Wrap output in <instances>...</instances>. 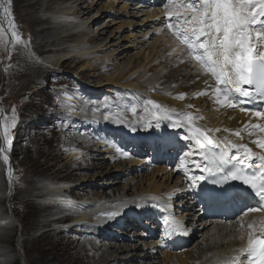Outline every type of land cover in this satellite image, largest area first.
I'll return each mask as SVG.
<instances>
[{"label": "rangeland", "instance_id": "374dc122", "mask_svg": "<svg viewBox=\"0 0 264 264\" xmlns=\"http://www.w3.org/2000/svg\"><path fill=\"white\" fill-rule=\"evenodd\" d=\"M31 1L34 4L38 2V0ZM154 1L42 0L35 8L28 7L26 5L28 2L25 0H16L22 5V9L25 7V9H30L28 11L29 15L24 17L25 11L21 14L14 12L15 5L11 0V3H13L11 9L15 32L20 36L21 42L13 44V41H11L6 49L7 51L0 54V136L2 138L0 148L7 147L9 149L8 156L4 152H0V239L4 238L3 241L0 240V264H82L83 262L92 264L97 258L96 255L102 253L106 257L109 255L110 252L106 253L109 243L113 246H125L129 242L130 244L138 243V247L145 244V248L142 247V249L144 255L147 254L148 259L142 256L134 257L130 261L128 259L133 254L124 253L125 255L123 254L122 257H124L125 262L118 264H144L149 262L151 257L157 259L155 260L156 264H178L179 262L176 259L178 255L183 256V260L187 264H192L193 259L196 260L210 244L204 242L197 245L198 241L202 243L204 239L199 236L198 239L190 240L188 245L175 249L169 245V242L166 240L160 242L157 237L154 241L160 245L158 248V244L150 245L153 240L141 239L143 235L138 234L140 228L131 230L127 224H124L123 228L111 226L110 230L107 231L109 234L111 232L114 236L124 239L123 242H118L119 244H114L116 241L107 238L97 240L100 236L92 235L90 238L97 240V243L99 242L101 245L100 252L92 253L87 248L91 244L90 238L82 234V231H84L81 230L82 226L69 225L68 229L60 236L64 239L65 236L71 238L72 243L76 240L79 241L78 247L75 246V248L74 245V249H72L73 247L69 249L70 246L68 247V245L61 247L57 244L60 236H43L42 234L50 228L46 229L41 225L56 217L65 216V213L48 218L42 216L40 210V206L59 202V199H36L32 195V191L36 186L38 191L49 188L73 190L71 195H76L77 200L67 198L65 195L63 198L66 203L78 207L77 212L74 211L77 215L87 212L86 214L90 215L88 225L92 228H98L105 227L111 219L118 218V216H102L103 211L111 213L112 206L119 210L122 205L115 204L114 206L111 204V195L114 193H111V190L106 191L111 193L109 196L102 194L103 190H100L99 186V188L94 187L95 180L98 177L100 178H98L96 184L102 188L106 187L105 179L107 178L105 177L107 176H110L112 181L119 182L121 185L127 182L128 178L134 179L135 186L133 189L136 190H140V188L146 190L150 182H156L155 184L160 185L161 191H167L175 185L172 173L177 176L180 175L177 169L181 155L176 152L174 146L161 147V143L157 140L150 143V140L146 137L147 134L134 141V137H127V139L124 133L120 131L118 135L111 136L109 141H106L108 136L103 134V130L97 132L101 134L100 139L90 140L89 145L91 146H89L87 145L89 136L94 134L97 129L86 135L82 133V131L91 128H98L100 125L109 134V127L107 126V120L109 119L111 124L118 121V126L121 128L124 127L120 124V119L125 120L127 126H132L135 122L138 123L135 114L138 115V111L141 109L143 111L144 109L156 110V113H160L162 108L157 109L152 105H146L147 101L151 99L147 96L145 98L142 91L153 86L155 75L161 79L167 77L170 79L176 78L175 80H177V74L182 73L185 76L187 73V71H184L186 65L190 73H201L200 65L196 61L190 60L187 53L184 54L181 49L176 50L175 54L172 50L169 51L171 44L169 40L171 41L173 37L165 30L163 24L164 17L161 11L163 3L158 0L159 2L154 5ZM80 2H82V6L88 9V15H81L79 18L74 19L72 17L68 18V15L60 14L56 9L44 13L46 7L53 8L61 4L62 7L76 8ZM110 5H113V10H111ZM153 14L155 16L152 17ZM35 19H43V25L40 26L34 21ZM41 27L43 29H49V27L53 29L49 38L51 42L61 41L57 39H63L69 35L78 34V36L51 44L45 39L44 35L38 34L37 30ZM81 38L85 39V43H76ZM121 53H124L122 57L120 56ZM93 56L103 57L106 62L104 60L99 62L96 68L92 66L91 69L85 70L87 63H93ZM109 56H112L111 58L114 61L108 62ZM130 59L131 62L123 67L122 65L128 63ZM121 66L123 68H119ZM119 73H122L121 75L125 77L123 85L108 84V77H113ZM128 84H135V87H127ZM87 87L93 89V91H89ZM140 91L143 94H140ZM137 97L141 98L138 102H136ZM142 99H144L143 105L140 104ZM196 99L193 98L192 100ZM200 104L203 106V103ZM73 105H77L83 111L89 109L87 112H91L90 117H95V121L86 114H83L81 119L89 118L92 122L77 119L71 110ZM105 107H109L110 111L106 112ZM133 108L135 112L132 111ZM13 109H15V113H13ZM210 109L205 107L204 111L211 113L213 110ZM95 110L97 111L95 112ZM100 113H103V115H99ZM13 115L16 118L14 127L11 126ZM176 115L178 118L186 120L188 124H192V121L188 120L183 113L181 115L177 113ZM5 127L8 129L7 135L10 141L7 145L4 136ZM143 128L136 129L140 136H143L142 134L146 132ZM127 131L132 132L134 130L127 129ZM74 136H79L81 140H84V144L79 146L74 141ZM69 144L68 150L67 145ZM90 147H93L94 150L92 151L96 152L92 155L102 159L105 164L104 169L98 170L91 163L89 165L83 163V159L87 158V151ZM123 151H127L130 155L123 156ZM72 153L79 156L70 158L69 154ZM5 156L9 160L8 164L4 159ZM114 157L116 160H114ZM126 160L128 163L140 162L139 165L133 164L130 166ZM126 169H129L128 172H126ZM159 169L162 172L156 174ZM69 171H71L70 178L61 180ZM154 172L155 177H151ZM9 173L12 176H9ZM170 175L171 177H169ZM93 176L95 179H90ZM71 182H75V184ZM83 194L87 198L80 203L78 199ZM88 199L93 201L97 199L99 204L105 201L100 206L106 205L108 208L106 209V206L94 208L91 207V204H88L89 207L80 206ZM178 199L175 200L178 201ZM189 201L191 200L189 199ZM131 205L135 207L138 203L133 201ZM116 212H118V215L123 214L121 211ZM91 215H95L98 219L93 222ZM73 217L75 218V216ZM132 221L134 220L132 219ZM202 222H205V219L201 218L198 221L199 224ZM67 224L68 221L53 228H62L68 226ZM101 230L97 232L98 235ZM210 237L211 235H208L204 240L206 241ZM213 242H215V239ZM79 244L87 249L85 255L80 253ZM198 246L199 249L193 255H190L193 256L192 259L187 260L185 255L188 251L195 247L198 248ZM174 247H177V245H174ZM165 252L171 256L168 257Z\"/></svg>", "mask_w": 264, "mask_h": 264}, {"label": "bare ground", "instance_id": "6f19581e", "mask_svg": "<svg viewBox=\"0 0 264 264\" xmlns=\"http://www.w3.org/2000/svg\"><path fill=\"white\" fill-rule=\"evenodd\" d=\"M25 1L28 2V4H26L28 7L38 6L42 2V0H38V2L36 4H34L31 0H25ZM13 3L15 5V7H14L15 13L19 12V14H21L25 11V14H23V16L26 17L29 15L28 11L30 9H25L26 7L22 9V5L18 2H16V0H13ZM13 3L8 5L7 0H0V4H3L4 6L10 7L11 16H12L11 7H12ZM75 3H77V2H75ZM106 4H108V3H106ZM105 7H108V6H105ZM110 7H111V10H113V5H110ZM176 7L179 8L180 4ZM54 9H56L60 14L68 15L69 16L68 18L72 17L74 19L79 18L81 15H88L89 14L88 9L84 6H82V2H80V4L78 3L76 8L65 7V6L62 7L61 4H59L53 8L52 7H46L44 9V13L45 12L46 13L51 12ZM101 10H102V8H101ZM172 10H173V8H172ZM153 16H155V15L153 14L152 17ZM12 18H13V16H12ZM34 21L36 23L40 24V26L43 25V23H44L43 19H35ZM13 23H14V21H13ZM12 31H15V28H13L11 25H9L7 14L2 13V9H0V54H2L4 51H7L6 49L10 45L9 42L11 43V41L14 40V37L11 34ZM37 32H38V34L40 33V34L44 35L45 39H47L49 42H51V40L49 39L50 35L53 32V29H51V27H49V29H43L41 27V29H38ZM171 33H169V34H171ZM76 36H78V34L69 35L66 38L57 39V40L63 41L65 39H69L71 37H76ZM84 36H86V34H84ZM61 41L51 42V44L59 43ZM172 41H173V39L171 41L169 40V42H171L169 51L172 50V52H174V54H175L176 50L178 51V49H177L178 44L175 45L176 42L175 41L172 42ZM76 43H78V44L79 43H85V39L81 38ZM180 46L182 47L184 54L187 53L185 51V46L182 44ZM113 53H114V51H113ZM123 55H124V53H121L120 56L122 57ZM109 57L110 58L107 59L108 62L114 61L111 58L112 56H109ZM92 60H93V63H87L85 70L91 69L92 66H95L94 68H96L98 66L99 62H103L105 59L103 57L93 56ZM116 60H117V58H116ZM104 62H106V60ZM130 62H131V59L128 61V63H126L122 66L125 67ZM18 63H21V62H18ZM107 66H109V64H107ZM122 66L119 68H123ZM184 68H185L184 71H187V73L185 74V76L182 73L177 74V80H175L176 78L170 79V78L165 77L164 79H161L160 77H156V75L154 77L152 76L154 78L155 83H153L152 87H148V88L143 89L142 91L144 92V94L142 93V91H140V94H143L145 96V98H146V96H147V98L149 97L151 100H153V101L157 102L159 105H161L162 110L160 112V117L153 115V113H156L155 112L156 110L155 111L154 110L149 111V109H144V111L142 110V113L138 112V115L135 114V117L138 119V121H137L138 123L135 122V124L132 125L131 127H133V128L134 127H136V128H141V127L143 128L144 127L143 130L146 131L145 134H142V133H140V134H142L143 136L147 134V137L154 136V138L158 139L162 143V145H164V146L169 144V142H167L168 140L175 141L178 137L185 134L186 133L185 131L188 130V127L185 125H188L191 128L193 139L195 138L194 132H195L196 128H200L202 130H204V129H213V130L221 129V131H219V132L209 131L207 133V135L209 137H211L212 140L215 142L217 140L221 139L223 136L227 135L229 137V139H231L234 143L247 144L249 147L252 148L253 153L256 154L255 156L247 157L243 151L237 152L234 149L229 150V153H234V157H240V161H247V162H252V163L255 161V163H259V161L256 159V156L264 155V150H261L257 145L253 144L252 141L258 139L260 136H264V133H259L257 130L255 135H252V136L248 135V133L250 131H252V125L260 122L259 118L252 116L251 113L241 112V111H239V109H236V110L224 109L223 107H220L213 102V100L211 98V94H209L207 96L196 95L197 93L201 92L202 89L205 88V86H206L205 82L206 81L209 84H211V83H214V80L210 75H205L202 71H201V73L200 72L190 73L187 65L184 66ZM93 70H95V69H93ZM121 74L122 73H119L113 77L109 76L110 78L108 77V79H107L108 84L111 83V84H115V85L116 84L117 85H123V79L125 77L122 76ZM182 76H184V77H182ZM197 77H199V79H197ZM153 78H152V80H153ZM149 84H150V86L152 85L151 82ZM126 85H127V83H126ZM134 85L128 84L127 87H133L134 88L135 87ZM97 86H99V85H97ZM110 88H111V86H110ZM89 91H93V89L90 88ZM138 92H139V90H138ZM91 93H93V92H91ZM180 94H186L185 98L179 99L178 96ZM97 98H98V96H97ZM193 98H197V99L193 101L192 100ZM199 98L201 99V101ZM78 102H80V100H78ZM200 103H203V106ZM75 104H76V102H75ZM80 104H81V102H80ZM147 104L148 103H146V105ZM141 105H143V104H141ZM190 105H191V107H189ZM254 105L255 104H246L244 106L247 108H253ZM259 106H261V105L259 104ZM205 107H207L208 109L211 108L210 110L211 111L213 110V111L211 113H208V112L204 111ZM71 110H72L74 116L77 117V119L82 120V121H86V122H92L89 120V118H91L90 117L91 112H83L81 108L77 107V105H75V106L73 105ZM177 113H180V115L183 113L184 116H186V117H187V114H191L193 117H201L202 116L203 118L202 119H193V120H191L192 124H190V123L188 124L186 122V120L178 118L176 115ZM83 114H86L89 118L88 119H81L83 117ZM99 115H103V113H100ZM119 122L124 128L119 127L118 121H115L114 126L109 127V134L111 136H116V135H118L119 131L122 130V131H124V135L126 137H129V138L134 137V141H136L137 140L136 133L134 131H132V132L127 131V129L128 130H131V129H130V126H127L125 120L120 119ZM174 123L177 124L178 126L173 127ZM81 124H84V123H81ZM167 125H171L172 129H168ZM225 128H227L229 130L240 129L242 139L232 135L231 132L225 133L223 131V129H225ZM70 137H73V136H70ZM75 139H74V141L77 142L79 144V146L84 144V140H81V138H79V136L75 137ZM1 140H2V138L0 136V141ZM148 140H149V138H148ZM132 141H133V139H132ZM194 142H195L194 147L196 148V151H197L199 149V145L196 143V139H194ZM187 143H190V141L184 142V144L179 145V149H182V152H185L186 154H188V153L192 154V149H189V147H187ZM89 144L90 143L88 141L87 145H89ZM68 146H70V144L67 145V147ZM89 146H91V145H89ZM8 148H9V145H8ZM67 149L69 150V147ZM92 150H94L93 147H90V149L87 151V154H88V155H86L87 158H85L86 160L83 159V163H87L88 165L91 163V165L98 170H101L102 168L104 169L105 164L103 163L102 159H99L96 155L93 156L92 154L95 151L93 152ZM8 151H9V149H7V151L4 152V154L7 156L9 154ZM78 156H79L78 154H74V153L69 154L70 158L71 157H78ZM184 158L185 157H182V159H184ZM201 159H203L202 155L200 156V158L197 159L198 163H200L199 168L194 167L193 169L188 171L189 177L197 176L200 173V170H201L202 165H203ZM5 160L8 164L9 160L8 159H5ZM114 160H116L115 157H114ZM126 162H127V160H126ZM139 162L140 161H134V162H130V163L127 162V163H128V165L132 166L133 164L136 165ZM161 169H164V168H161ZM161 169L157 170L156 174H159L160 172H162ZM128 170L126 169V172H128ZM70 172L71 171H69V173L66 176H64L61 180L70 178V176H71ZM172 175H173L172 179L173 178L175 179V185L173 187L171 186L172 188L167 189V191H161L162 190L161 186L158 184H155L156 182L155 183L150 182L148 185V188L146 190H143L142 188H140V190H138V189L136 190V189H133L135 186L134 185L135 184L134 179L128 178L127 182H125L123 185H121L119 182H116L114 180L112 181L110 179V176L105 177V175H104V177L107 179H105V178H103V179L106 180L105 181L106 187L102 188L100 185L96 184V182L98 181V178H100V177H98L95 180V186L94 187H97V188L100 187L99 189L103 190L102 194H106L109 196L112 192H114L112 194V195H114V197H112V195H111V204H113L114 206H115V204H117V205L122 204V205H121V207H119L120 208L119 210H117V208H114L112 206L111 211L112 212L121 211L123 213L121 215H124L125 224H127L128 228H130L131 230H137L140 228V231L138 234L143 235V236H141V239H145V233H144L145 231H144V229H142V227H146L147 234L150 237H153L155 235L154 234L155 232L151 231V226L155 222L154 221V205L158 206L159 208H163V209H170L172 206L177 207L178 209L183 207L185 213L182 214L180 216V218L175 217L172 214H168L169 217L172 215L169 218L170 222H173V217H174V222L176 224L181 222L180 226H182L184 229H186V233L181 232L182 234L180 235L181 236L180 238L187 240V241L189 240V242H190V240L198 239L199 236L203 237L205 239L208 235H211V237L208 238L206 241L203 239L202 243H200L198 241L197 245L203 244L204 242L210 243V244H208V247L205 251L203 250L204 251L203 253H200L199 257L196 260L193 259L192 264H232L233 258L236 256H241V258L243 259V257L245 256L244 251H247L249 248V239L251 238L252 240H254L258 235H261V233L264 232V231H262V229H264V216L261 215V212L260 211L251 212V211L247 210L246 214H244L243 217H240L239 220H237V221L230 220L228 222H222V221L211 220V222L208 223V221L205 220V222H202L199 224L198 221L201 220V218L204 216V215H201L202 213L201 214L199 213V211L200 212L203 211V207L198 209L199 203L201 201L198 198L193 197L189 194L188 190L186 189V185L182 184L179 176H177L176 174H173V173H172ZM9 176H12V175H10V173H9ZM151 177H155V172L153 174H151ZM169 177H171V175ZM90 179H95V178L93 176V177H90ZM103 179H101V180H103ZM168 179H170V178H168ZM70 180H72V179H70ZM189 182L192 184L191 181H189ZM71 183L75 184V182H71ZM77 183H79V182H77ZM77 183H76V186H77ZM84 185H87V184H84ZM62 189L63 188H60V189H50L49 188V189H43V190L41 189L42 191H38V187L36 186L32 191V195L36 199H49V198L50 199H52V198L59 199L58 200L59 202H54V203L42 205V206H40L41 205L40 204L39 206H40V210L42 211V216L50 218L52 216H55V215L57 216V215H60L61 213H63V214L65 213V216H62V217L59 216L56 218L53 217L54 218V219L52 218L53 220L46 221L41 225L42 227H44L46 229L50 228V230H46L42 234L43 236H45V237H50V236L58 237L61 235V233L65 232L66 229H68L69 225H72L75 227L82 226L81 230H84V231H82V234L86 237H89V238L92 235H96V236H100V237H98L97 240H100V238H102V239L107 238L108 240L116 241V242H114V244H119L118 242H121L122 240L124 241L123 238L115 237L113 234H111V233L109 234V232H107L111 226H117L118 228H123V221L121 220V218H120V220L111 219V221H109L105 227L101 226L98 228L97 227L92 228V226L88 225L90 215L86 214L87 212L86 213L82 212L83 214L80 213V215H77L76 213H74V211L76 210V212H77L78 207H75L73 204L66 203V200L63 198L66 195L67 198L75 200L77 198L76 195L75 196L71 195V194H73V190L66 191V189H64V190H62ZM108 189L111 190V193L106 192ZM132 190H133V192H131ZM67 193H68V195H67ZM117 195H118V197H117ZM141 195H142V197H141ZM169 196H171V199H169ZM79 197H81L78 199L80 201V203L82 200L84 201V199L87 198L85 194H83ZM176 198H179L178 201L175 200ZM185 198L191 199L192 201L187 202L184 200ZM64 200H65V202H64ZM72 200H71V202H73ZM88 200H90V201H88ZM88 200L84 202L86 204L83 203L80 206L89 207L88 204H91L92 205V206L90 205L91 207L98 208L102 203H105V201H103V202H101V204H99L97 199L94 201L91 199H88ZM133 201L138 203V205L144 204L142 206H145V209H147V211H145V209L138 210L139 207L132 206L131 204L133 203ZM73 203H75V202H73ZM105 206L103 205L100 207H105ZM105 208L107 209L108 206H106ZM78 212H80V211H78ZM158 212H159V210H158ZM179 212H180V210H178V213ZM107 214H108V211L102 212V216H104V215L106 216ZM73 216H75V218L77 220L76 222H75V218ZM130 216L141 218L144 221V225L139 223L137 219L132 221L131 220L132 217H130ZM161 216H162V219L165 220V217L167 216V214L165 213V215H164L162 213ZM163 216H165V217H163ZM97 219H98V217H96L95 215H91V220L93 222ZM66 221H68V224H67L68 226H64L62 228H60V227L53 228V227L59 226L61 223L66 222ZM148 223H150V224L148 225ZM100 229H102V230L98 235L97 232L100 231ZM135 233H137V232H135ZM146 239H148V238H146ZM214 239H215V242H213ZM0 240L3 241L4 238H1ZM86 240H84V241H86ZM97 240H93L92 238H90L89 241H91V244H90V246L87 247L89 249L88 251H91L92 253H94V252L98 253L101 251V245L99 242H98L99 244L97 243ZM72 242L73 241H71V238H68L65 236V239H64V238H61V236H60L57 244H59L61 247L63 245H66V246L68 245V247L70 246L69 249H71L73 247V245H74V247L75 246L78 247L79 241L76 240L75 241L76 243L75 242L72 243ZM213 243H214V245H213ZM80 244H79L80 253L84 254L87 251V249H85V246H80ZM153 244L157 245L158 243L155 241H152L150 245H153ZM107 246H108L106 249L107 251L106 250L105 251H106V253L110 252L109 255L107 257L103 253L96 255L97 258L96 257H95L96 259L94 258L95 260L93 261L92 264H118L120 262L124 263L125 262L124 257H122V255L124 253L125 254L128 253V255L133 254V256L130 259H128L130 261H131V259H134V257H142V256L144 258L148 259L147 254L144 255V251L142 249V247H144L145 244L142 247H138L139 246L138 243L137 244L136 243L130 244V242H129L125 246H120V245L113 246L111 243H109ZM153 246H151V247H153ZM74 247L72 249H74ZM159 247H160V245L158 246V248ZM198 249H199V246H198V248L195 247V248L191 249L190 251H188L187 254L185 253L187 260L189 258L192 259L193 256H190V255H193V253L195 251H197ZM166 254L168 257L171 256L165 252V255ZM125 259H127V258H125ZM149 259H150L149 262H147V263L143 262V263L144 264H156L157 263L155 261V260H157V259H155V257L154 258L151 257ZM176 259L179 262L178 264H187V262L183 260V256H181V255H178L176 257ZM198 261H200V262H198ZM82 264H88V263L83 262ZM243 264H249V261L247 259H243Z\"/></svg>", "mask_w": 264, "mask_h": 264}, {"label": "snow or ice", "instance_id": "6c2138e0", "mask_svg": "<svg viewBox=\"0 0 264 264\" xmlns=\"http://www.w3.org/2000/svg\"><path fill=\"white\" fill-rule=\"evenodd\" d=\"M177 3L180 4L179 8L176 7ZM7 4L10 5L11 0H7ZM166 5H173V10L166 13L165 27L172 32L180 44L185 46L189 59L196 61L200 65V70L214 80L211 84L206 81L205 88L196 95L211 94L213 102L224 109H239L241 112L251 113L252 116L259 118L260 122L252 125V131L248 135H255L257 130L259 133H264V0H166ZM0 9L2 13L7 14L9 25L15 28L10 7L0 4ZM11 34L14 37L13 44L21 42L20 36L15 31ZM185 96L186 94H180L178 98L184 99ZM147 103L157 109L161 108V105L155 101L148 100ZM257 103L261 106L253 108L244 106ZM132 111L135 112V109L133 108ZM153 115L160 117L159 112ZM202 118L187 114L188 120ZM15 119L13 115L12 127L15 126ZM177 126L173 124V127ZM209 131L219 132L221 129L196 128L194 136L200 154L206 161L204 166L209 174L214 171L224 172V175L213 183H225L229 179L241 181L248 186L249 194L257 197L261 202L260 207L249 208L248 211L264 210V155L256 156L259 166L248 175H245L244 170L235 164L232 168L225 169L224 165L231 162L229 150L243 151L247 157L256 154L247 144L234 143L227 135L214 142L207 135ZM223 131L231 132L232 135L242 139L240 129L225 128ZM7 133L8 129L5 127L6 145L10 143ZM252 143L264 150V136L253 140ZM5 151L7 147L0 148V152ZM122 155L127 157L130 153L123 151ZM4 158L7 159V156ZM196 167L199 168L200 164L196 163ZM189 179L192 185H195L205 177L192 176ZM136 206L142 207V205ZM107 215L115 217L118 212ZM164 223L166 236L186 233V229L174 222V217L171 223L169 217H165ZM257 245L264 246V240L249 239V249L243 257L249 261V264H252ZM243 259L241 256H236L232 264H243ZM255 259L258 264L259 261L264 260V250L259 256H255Z\"/></svg>", "mask_w": 264, "mask_h": 264}]
</instances>
